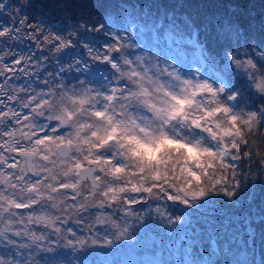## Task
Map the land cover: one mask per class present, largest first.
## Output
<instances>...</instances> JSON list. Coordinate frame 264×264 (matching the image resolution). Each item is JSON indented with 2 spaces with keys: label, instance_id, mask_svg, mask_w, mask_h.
<instances>
[{
  "label": "snow or ice",
  "instance_id": "6c2138e0",
  "mask_svg": "<svg viewBox=\"0 0 264 264\" xmlns=\"http://www.w3.org/2000/svg\"><path fill=\"white\" fill-rule=\"evenodd\" d=\"M149 9L106 0H0V14L14 17L13 27L0 26V264H148L120 253L142 244L149 216L179 232L176 246L187 240L186 252L254 264L234 240L221 243L209 232L205 248L189 237L208 231L199 214L215 196L255 199L256 176L249 185L244 175L241 185L245 166L264 188V14L252 15L248 0H226L225 11L197 25L188 15ZM125 15L130 19L118 23ZM141 16L170 36L187 32V44L195 35L202 60L217 71L167 61L161 67L128 35ZM101 35L111 42L101 43ZM157 201L182 208H151ZM141 205L149 210L136 212ZM69 222L89 235L64 227ZM247 232L251 238V221Z\"/></svg>",
  "mask_w": 264,
  "mask_h": 264
},
{
  "label": "trees",
  "instance_id": "16d2710c",
  "mask_svg": "<svg viewBox=\"0 0 264 264\" xmlns=\"http://www.w3.org/2000/svg\"><path fill=\"white\" fill-rule=\"evenodd\" d=\"M11 3L15 4L17 0H10ZM109 4L118 5L120 3H127L135 7L138 11H142L146 5L150 6V14H158V10H166L169 13H174L179 19L185 15L190 16L196 21L197 25L201 22L206 21V18L217 14L218 12H223L226 9V0H106ZM103 11V10H102ZM248 11L259 17L264 14V0H248ZM129 17L125 15L124 23L127 22ZM13 15L0 14V26L13 27ZM142 19V20H141ZM141 21L145 25H152V20L150 17L141 16ZM138 21V20H137ZM35 23V21H32ZM136 22V21H135ZM16 26L19 27L18 21ZM102 36L101 43L104 40ZM197 39V37H196ZM198 39L203 42L204 35L201 31V35ZM30 42H25L23 45L15 46V50L19 51L21 47L25 49L29 46ZM215 69V68H214ZM215 70H212L214 72ZM241 185H244V175H248L247 183L252 185V177L256 176V186H255V199L249 201L247 198L238 199L235 203L228 202V198L223 194L215 196L214 205L209 206L206 211H201L199 217L201 220H206L207 224L205 227L208 229L202 236L189 237V239H197L201 241L204 247H207L208 239L210 236L209 232L213 236L220 238L221 243L224 240H234V247L239 246L241 248L248 247L251 252L249 259L253 260L254 264H262L264 262V223H261L259 217L264 215V188H261L259 180L262 177L256 173V169H251V174H249V169L245 166L242 170ZM252 189L250 188V191ZM162 206H167L170 212L179 213L182 206L173 205L171 202L157 201L151 204L153 209L156 204ZM136 211H142L143 209L149 208V205L134 206ZM249 221H251V227L253 229L252 237H249L247 228L249 226ZM64 227H70L78 235L86 233L83 231L84 225H77L75 223H68ZM157 233L164 237L163 241H150L146 248L142 250L148 251L142 256L141 260L146 259L144 262H154V261H165L167 264H182V262L190 259H200V258H211L218 260L220 264H225L226 261L231 260V255L224 254H214L209 256L206 253L198 251H185L188 248V241L181 242V246H176V241L179 239V232L172 235L169 233L168 226L166 224H161V228L157 226ZM243 241L244 243H241ZM199 249V244L195 246ZM88 249H78V251H87ZM107 251V249H104ZM122 250H126V247ZM144 251H141V255Z\"/></svg>",
  "mask_w": 264,
  "mask_h": 264
},
{
  "label": "rangeland",
  "instance_id": "374dc122",
  "mask_svg": "<svg viewBox=\"0 0 264 264\" xmlns=\"http://www.w3.org/2000/svg\"><path fill=\"white\" fill-rule=\"evenodd\" d=\"M124 20L125 19L122 18L119 19L117 22L120 24H124ZM141 20L135 22V27L132 23L128 24V35H130L133 40L139 41L145 51H150L154 56L158 57V62L160 63L161 67H163L165 61H167V63L170 64H176L177 62L183 63L186 67L190 66L192 69L200 68L202 71H207L210 73H215L217 71L219 65L213 66L210 61L205 62L202 60L199 54V49L196 47L197 39L195 35L192 36L193 43L187 44V32H183V39H179L176 35L170 36L163 29H154L150 24L144 26V22ZM116 30L117 29H113V31ZM102 36L103 35H101L100 38H102ZM103 39L104 40L102 41V43H104L105 41L111 42L109 37L104 36ZM172 58H175V60ZM85 59L89 58L85 56ZM89 62L91 63L90 60ZM212 70L215 71L212 72ZM72 74L77 75L74 72ZM151 208H153V205ZM148 210L149 208H146V210L143 209L142 211H135L147 212ZM105 211L113 212L112 209H105ZM113 215L119 218L120 214L118 212H113ZM147 219L149 220L151 227L147 230L146 233L142 235V244L134 250H129L127 247L125 251L121 250L120 255L122 259L145 261L146 259L141 260V258L146 252L148 254V251L142 250V248H146L150 241L164 240V237L162 238V236H160L157 233L158 231L156 230L157 226L161 228V224H164L160 221V218H153V216H149ZM88 235H86V233H83L80 236L83 237ZM0 247H4V245L0 244ZM92 247L93 246L89 245L88 250H90ZM65 251H68L70 256L74 254L70 249H65ZM141 251H144L142 255L140 254ZM148 264H151L150 261H148Z\"/></svg>",
  "mask_w": 264,
  "mask_h": 264
},
{
  "label": "flooded vegetation",
  "instance_id": "af4514ba",
  "mask_svg": "<svg viewBox=\"0 0 264 264\" xmlns=\"http://www.w3.org/2000/svg\"><path fill=\"white\" fill-rule=\"evenodd\" d=\"M69 76H75V75H74V74H72V73H68V74H67V76L65 77V78H66V80H67V78H68ZM69 82H71V83H74L73 81H69Z\"/></svg>",
  "mask_w": 264,
  "mask_h": 264
},
{
  "label": "clouds",
  "instance_id": "9594fccd",
  "mask_svg": "<svg viewBox=\"0 0 264 264\" xmlns=\"http://www.w3.org/2000/svg\"><path fill=\"white\" fill-rule=\"evenodd\" d=\"M22 2H23V0H22Z\"/></svg>",
  "mask_w": 264,
  "mask_h": 264
}]
</instances>
